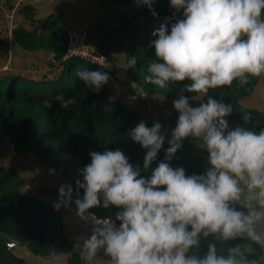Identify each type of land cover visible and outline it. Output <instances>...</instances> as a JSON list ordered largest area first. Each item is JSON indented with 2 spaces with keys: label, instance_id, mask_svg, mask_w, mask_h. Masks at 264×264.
I'll use <instances>...</instances> for the list:
<instances>
[{
  "label": "clouds",
  "instance_id": "9594fccd",
  "mask_svg": "<svg viewBox=\"0 0 264 264\" xmlns=\"http://www.w3.org/2000/svg\"><path fill=\"white\" fill-rule=\"evenodd\" d=\"M135 3L157 16L156 0ZM169 6L172 22L152 33L154 58L144 81L160 89L186 82L173 101L175 127L169 132L158 121L152 127L141 121L133 129L142 165L120 149L91 151L75 189L61 185L53 207L74 203L90 225L77 240L82 264H264V127H249L248 114L243 125L230 127L232 104L209 95L264 79V0H169ZM76 75L97 92L111 79L101 70ZM54 101L64 110L76 103L59 94L43 105ZM186 139L207 153L199 174L172 164ZM94 208L111 214L97 217Z\"/></svg>",
  "mask_w": 264,
  "mask_h": 264
},
{
  "label": "trees",
  "instance_id": "16d2710c",
  "mask_svg": "<svg viewBox=\"0 0 264 264\" xmlns=\"http://www.w3.org/2000/svg\"><path fill=\"white\" fill-rule=\"evenodd\" d=\"M154 9L156 17L147 7L137 6L135 0L0 2V129L9 137L6 144L13 148L15 155L25 159L33 157L49 173L54 170L53 175L61 185L71 184L74 189L81 179L79 169L90 163L91 151L120 149L131 163L142 165L144 150L132 141L133 129L141 121L148 127L158 121L169 132L175 125L144 115L132 106L135 101L124 106L110 80L98 92L85 85L76 75L78 70L112 74L104 65L67 58V42L73 27L70 25L82 21L85 14L91 18L92 12L96 18L105 15L107 21H114V30L126 36L124 56L117 68L136 83L141 92L140 100L149 97L173 108V101L186 82L160 89L144 81L145 66L154 58V49L148 47L152 33L161 25L170 24L174 11L170 9L169 0H156ZM113 11L117 12L112 14ZM132 57L136 58V63L130 66ZM6 65L7 69L3 70ZM262 89L264 79H254L246 88L234 84L231 88L211 90L209 95L232 104L233 111L226 117L230 127L243 125V116L248 114V126L260 128L264 127V103H258L257 97L264 99ZM59 94H64L65 99L74 98L75 105L64 110L54 101L51 108L44 107V99ZM129 94H134L132 89ZM191 103L198 106L200 100ZM168 138L157 160L164 158ZM8 149L5 151L9 157H0V235L7 236L18 246L9 250L0 240V264H25L16 254L20 247L36 257L63 255L67 264H82L74 242L65 235L60 212L42 195L48 194V190L27 188L29 184L16 168L20 160ZM205 155V151L186 139L172 164L184 167L189 175L199 174L207 166ZM73 196L75 199V193ZM90 211L99 217L111 214L103 208Z\"/></svg>",
  "mask_w": 264,
  "mask_h": 264
},
{
  "label": "crops",
  "instance_id": "0c3cea01",
  "mask_svg": "<svg viewBox=\"0 0 264 264\" xmlns=\"http://www.w3.org/2000/svg\"><path fill=\"white\" fill-rule=\"evenodd\" d=\"M0 2L3 3L4 0H0ZM92 15L93 18L90 19L88 18L89 14H85L81 18L82 21L75 25L87 28L89 45L104 55L106 59L104 66L115 76L117 72L122 71L117 68V65L120 64L122 56H124L122 49L126 36L121 32H116L114 30V21H107L105 15H99L97 18L94 16V12H92ZM58 211L61 215L66 237L74 242L75 249L79 252L77 246L78 237L81 234H90V227L72 210V204L68 208L61 207ZM17 246L18 244L16 243L15 248ZM16 254L25 261V264H67L66 256L60 255L51 258L36 257L30 254L25 247H20ZM98 264H103V260L98 261Z\"/></svg>",
  "mask_w": 264,
  "mask_h": 264
},
{
  "label": "rangeland",
  "instance_id": "374dc122",
  "mask_svg": "<svg viewBox=\"0 0 264 264\" xmlns=\"http://www.w3.org/2000/svg\"><path fill=\"white\" fill-rule=\"evenodd\" d=\"M116 12L117 11H113L112 14H115ZM88 18L91 19L90 16ZM88 18L87 20H89ZM70 26L76 27V25L73 24H71ZM6 69H7V65L3 68V70ZM110 77H111L110 81L112 83L114 82L112 84L114 91L117 93V96L124 103L126 102V99L130 96L129 89H132L134 94L136 93L141 96V92L137 90L136 87L132 88L129 83L122 82L120 79L116 78L113 75H111ZM140 96L139 99L135 101L134 104H132V106L136 107L137 109H140V111L143 112L144 115L146 114L148 116H151L152 118L156 120L158 119L166 124L176 125L178 113H176L173 108H170L168 106H163L162 104H158L155 99L149 97H147L146 99L144 98L145 100H140ZM257 100L258 103H264V99L262 98V96L257 97ZM252 102L254 103V101ZM166 112L171 113V115H166ZM8 139L9 137L5 133H3L2 129H0V157L4 156L5 158H8L9 154H7L5 149L9 148L8 152L11 155L13 154L17 159L20 160L16 168L21 174L23 181L29 184L27 188L31 190L47 189L48 194H42L43 196L46 197V200H48L51 203L57 201L58 189L61 186V184L57 181L55 176L49 173L45 168H43V166H41L39 162L35 161L33 157H31L30 159H25L19 155L18 156L15 155L16 153H13L14 151H12V149L8 147V144H6ZM190 141L193 145L197 146L193 140L190 139ZM205 157L207 158V153ZM103 264H105L104 261Z\"/></svg>",
  "mask_w": 264,
  "mask_h": 264
},
{
  "label": "built area",
  "instance_id": "2783aa9c",
  "mask_svg": "<svg viewBox=\"0 0 264 264\" xmlns=\"http://www.w3.org/2000/svg\"><path fill=\"white\" fill-rule=\"evenodd\" d=\"M67 45H68L67 58L76 57L94 64H100V65L106 64V59L104 55L101 54L96 48L89 45L88 30L86 27H79V26L72 27L68 33ZM138 99H139L138 94L135 93L130 95L126 99L125 106H129L131 103L137 101ZM10 148L13 149L12 147ZM72 210L74 212H77L74 203L72 204ZM88 227H90V225H88Z\"/></svg>",
  "mask_w": 264,
  "mask_h": 264
},
{
  "label": "water",
  "instance_id": "95a60500",
  "mask_svg": "<svg viewBox=\"0 0 264 264\" xmlns=\"http://www.w3.org/2000/svg\"><path fill=\"white\" fill-rule=\"evenodd\" d=\"M115 77L120 79L122 82H127L130 84V86L132 87V80L130 77H128L127 73L124 71H119L115 74ZM135 88V87H132ZM0 240L3 241L4 243H6V245L8 246L9 250L14 249L16 246V243L13 242L10 238H8L7 236L4 235H0Z\"/></svg>",
  "mask_w": 264,
  "mask_h": 264
}]
</instances>
